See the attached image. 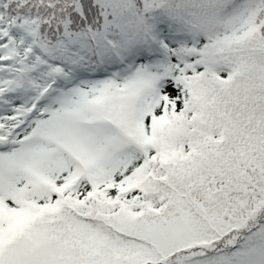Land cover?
Listing matches in <instances>:
<instances>
[{
  "label": "snow or ice",
  "instance_id": "1",
  "mask_svg": "<svg viewBox=\"0 0 264 264\" xmlns=\"http://www.w3.org/2000/svg\"><path fill=\"white\" fill-rule=\"evenodd\" d=\"M0 264H264V0H0Z\"/></svg>",
  "mask_w": 264,
  "mask_h": 264
}]
</instances>
